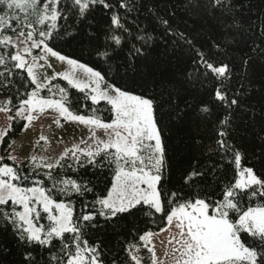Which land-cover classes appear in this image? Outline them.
Masks as SVG:
<instances>
[{
	"label": "snow or ice",
	"instance_id": "obj_1",
	"mask_svg": "<svg viewBox=\"0 0 264 264\" xmlns=\"http://www.w3.org/2000/svg\"><path fill=\"white\" fill-rule=\"evenodd\" d=\"M136 7L130 0H0V12L4 13L0 15L3 87H10L11 78L18 72L27 74L31 86L8 119L31 123L37 113L54 110L61 119L102 129L106 135L102 139L92 131L90 143L81 140L84 147L74 144L51 162L31 156V175L24 171L23 162L15 163V156L7 157L13 161L11 165L0 163V221L5 224L4 231H10L22 247L21 264H41V261L43 264H105L99 248L87 239L88 230L97 227L98 218L111 222L135 220L141 214L146 217L160 214L168 227L176 229L168 240L173 264H264V173H258L255 165L242 164L247 150L232 138L237 118H244L249 112V119L257 116L256 107L250 103L253 99L264 132V65L255 66V59L244 53L240 57L238 80L234 79L237 65L227 57L233 46L240 43L237 0H186L184 11L192 24L184 19V27L175 24L174 11L168 16L156 13L154 22L150 20L141 26L138 19L129 18ZM14 13L22 14L23 18ZM96 14L106 23L103 44L94 42L97 33L92 29ZM61 20L64 25L59 23ZM201 21L207 25V31H201ZM68 27L77 34L85 32L99 60L90 65L50 46L56 37L75 38ZM158 29L159 35L154 36ZM204 35L208 40L201 43L198 37ZM157 39L171 47L174 54L186 50L189 64L194 66V75L176 80L173 91L168 92V103L176 118L193 106L184 100V108L180 107V93L186 85L195 88L197 83L214 84L209 100L200 102V111L211 114L213 105L219 110L214 151L222 158L230 157L235 167L231 179L226 183L221 181L223 187L218 192L193 194L192 185L205 175L196 168L182 177L179 188L168 184L166 150L162 129L158 127L160 103L156 94H149L143 87V81L152 74L151 58L158 46ZM34 49L43 54L34 56ZM49 58L67 67L51 77L41 78L36 72L37 61L47 63ZM101 64L109 67L106 69ZM47 66L52 67L50 63ZM57 78L84 93L92 105L104 102L110 106V122L94 114L74 112L66 89L53 91L51 81ZM257 83L260 87L254 91ZM45 91L51 95H42ZM11 105L12 100H6L0 112L11 113ZM27 126L26 123L25 129ZM9 131L10 128L0 132V140ZM260 139L264 142V136ZM40 140L46 141V137L41 136ZM4 159L0 157V161ZM257 160L264 161V148ZM106 166L111 178L99 194L87 176L73 178L62 172L65 168L87 171ZM38 169L45 170L42 176ZM29 180L31 186H27ZM49 181L51 187H46ZM89 194L93 199L86 201L84 198ZM74 197L81 206L79 213ZM45 219L46 224L42 223ZM155 235L144 230L138 234V244L128 245L126 251L131 264H145L139 255L141 247L151 254V264H160L153 243ZM56 242L60 247L53 252ZM7 252L6 247L0 249V255ZM44 252L51 254V258H44Z\"/></svg>",
	"mask_w": 264,
	"mask_h": 264
},
{
	"label": "trees",
	"instance_id": "obj_2",
	"mask_svg": "<svg viewBox=\"0 0 264 264\" xmlns=\"http://www.w3.org/2000/svg\"><path fill=\"white\" fill-rule=\"evenodd\" d=\"M130 3H135L137 7L129 14V18L138 19L141 26L148 24L150 20L154 22V14L156 13L160 16H168L174 11L175 24L180 27H184L183 20L188 19L184 11L186 0H130ZM237 8L239 9L241 24V35L238 36L240 43L233 46L227 57L237 65V76L234 77L236 80H238L240 71V57L244 53L255 59V66L264 65V43H262L264 42V0H237ZM149 9H152V11L150 12ZM123 11L121 10V12ZM94 20L95 23L92 30L97 33V38L94 42L103 44L105 42L103 34L106 27L105 20L101 18L100 14H96ZM59 23L64 25L62 20ZM188 24H192L191 19H188ZM200 24L203 25L201 31H207L205 22L201 21ZM68 31L72 33L75 37L74 39L68 36L63 39L56 37L53 42H50V46L54 45L61 54L70 58H79L82 62L86 61L90 65L100 59L92 52L83 30L77 34L74 28L68 27ZM153 35L158 36L159 29ZM198 40L202 43L208 40V36L198 37ZM157 45L151 58L152 74L143 81V87L148 89L149 94H156L160 103V107L157 110L158 127L162 129V139L166 150L168 171H166L165 175L168 184L173 188H179L183 183L182 177L192 171L193 168H196L203 171L205 175L202 178H197V181L192 185L191 191L193 194L197 192L201 194L218 192L223 187V183L231 179L235 172V167L230 157L222 158L218 151H214L216 148L215 140L217 139L216 131L218 128L219 110L213 105L211 114H205L200 111V102L209 100L214 84L211 81L204 85L197 83L195 88L191 85H186L180 93L182 97L180 107L184 108V100L189 101L193 106L185 109L181 118H176L173 108L168 103V92L173 91L176 80L181 79L185 75H194V66L189 64L186 50L178 51L174 54L172 48L166 46L159 39H157ZM11 51H14V49ZM3 52L4 50L0 49V53ZM101 67L107 69L109 65L101 64ZM0 71H4V68L0 67ZM3 82L4 77L0 76V106H3L8 99L12 100V108L18 106L23 93L26 90H31L26 73L18 72L15 77L11 78V84L8 88L3 87ZM54 82L66 89L70 97L69 103L72 105L74 112L86 116L94 114L105 122L110 121V106L106 105V103L101 102L99 105H92L90 100L85 99L84 93L70 88L66 81L57 78ZM161 84H165V87H162ZM259 87L260 85L257 83L253 86V90H258ZM250 103L256 107L257 116L249 119L248 117L251 116V112H249L248 116L237 118L234 121L235 130L232 132V138L237 144L242 145L247 150V158L242 161V164L246 166L255 165L258 173H264V161L257 160L261 148H264V142L260 139L261 136H264V132H261L259 108L256 105V100L253 99ZM93 109H96L95 113H93ZM245 121L247 122L245 123ZM23 125L24 121L21 119L12 121L9 134L0 143L1 156L5 158L2 162L13 164L7 159V154L11 141L19 134ZM22 162L24 171L31 175L33 172L31 163L28 160ZM20 164L21 162L17 165ZM44 171V169L37 170L40 176H42ZM62 172L63 174L71 175L73 178L78 175L87 176L97 186V194L105 187V182L110 181L111 178V172L107 166L102 169L89 168L87 171L85 169L71 171L65 168ZM222 180L223 183L221 182ZM27 186H31V180H29ZM46 187H51L50 181L46 184ZM84 199L91 201L93 197L89 194ZM255 202H258V200ZM73 203L77 213H79L81 206L77 198H73ZM165 224L166 219L160 214H156L155 217H146L141 214L135 220L129 218L111 222H105L102 218H98L97 227L88 230L87 239L92 246L99 248L105 264H131L126 251L128 245L139 243L138 234L140 232L144 230L156 231ZM4 229L5 224L0 221V249L4 247L8 249L7 253L0 255V264H21L24 256L23 249L16 243L15 237L11 232H5ZM56 243L57 247L53 249V252L59 250L60 244L59 242ZM38 251L43 252V249ZM43 255L46 259L51 258V254L47 252H44ZM139 255L145 264L150 262L151 254L143 247H141ZM41 264H43V261H41Z\"/></svg>",
	"mask_w": 264,
	"mask_h": 264
},
{
	"label": "rangeland",
	"instance_id": "obj_3",
	"mask_svg": "<svg viewBox=\"0 0 264 264\" xmlns=\"http://www.w3.org/2000/svg\"><path fill=\"white\" fill-rule=\"evenodd\" d=\"M4 13L1 12L0 15ZM21 15L20 13H14ZM23 18V17H22ZM16 37L14 36L13 39ZM43 53L39 49L33 50L34 56H40ZM31 61V57L28 58ZM47 63H50L52 67H48ZM37 61L38 67L36 72L38 76L51 77L56 72H62L66 69L67 65L56 60L55 58H49L48 62ZM39 65H44V67H39ZM54 86L53 91L61 88L62 86L55 83L54 80L51 81ZM42 95L50 96L51 94L47 91L43 92ZM57 99L59 96L56 97ZM15 108H12V112H0V132L5 131V129L11 128L12 121L8 119L9 115L15 114ZM86 116V115H85ZM19 119V118H17ZM59 120L57 124L56 121ZM105 122V121H104ZM110 122V121H107ZM27 123V128L25 129V124ZM92 131H95L97 136L100 138H106L104 130L90 128L79 124L78 122H73L70 120L61 119L57 112L54 110H47L43 113H37L36 118L28 123L24 121V125L19 132V134L11 141L7 157L9 155L15 156L16 164L28 160L33 155L44 157L45 160L51 162L54 161L66 148H71L74 144H79L81 147L85 145L80 144L81 140L89 141V136ZM46 137V141H41L40 137ZM2 140H0L1 143ZM0 157L1 152H0ZM11 163L13 161L9 160ZM2 163V161H0ZM11 165V164H10ZM42 223H47V220H43ZM162 228H168L167 231H160ZM159 230L153 231L157 235L153 238V243L155 245V252L160 264H173L171 255V245L168 244V240L173 234H175L176 229L174 227H168L166 224ZM168 253V255H166ZM147 264H151V261Z\"/></svg>",
	"mask_w": 264,
	"mask_h": 264
}]
</instances>
